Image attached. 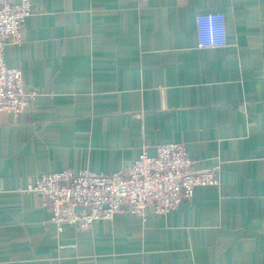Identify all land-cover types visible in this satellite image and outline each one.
Masks as SVG:
<instances>
[{
    "label": "crops",
    "instance_id": "crops-1",
    "mask_svg": "<svg viewBox=\"0 0 264 264\" xmlns=\"http://www.w3.org/2000/svg\"><path fill=\"white\" fill-rule=\"evenodd\" d=\"M19 1V0H16ZM5 64L38 95L0 111V264H264V0H31ZM227 43L197 46L195 16ZM182 142L195 188L167 214L57 229L36 177L125 171Z\"/></svg>",
    "mask_w": 264,
    "mask_h": 264
},
{
    "label": "built area",
    "instance_id": "built-area-1",
    "mask_svg": "<svg viewBox=\"0 0 264 264\" xmlns=\"http://www.w3.org/2000/svg\"><path fill=\"white\" fill-rule=\"evenodd\" d=\"M33 11L31 0H0V111L16 117L28 111L39 93L27 87L20 69L5 64L3 52L8 44L21 43L24 22ZM195 20L199 48L226 45L222 11H200ZM192 165L186 144L168 142L151 155L143 150L125 171L49 172L36 177L26 190L40 196L57 229L70 225L85 230L93 221L112 219L119 211L145 217L150 208L167 214L181 200L192 198L195 188L218 183L212 169L195 171Z\"/></svg>",
    "mask_w": 264,
    "mask_h": 264
}]
</instances>
